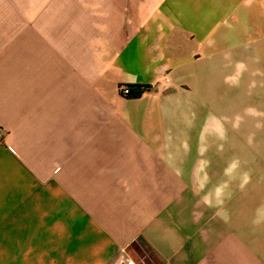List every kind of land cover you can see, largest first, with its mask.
Here are the masks:
<instances>
[{
    "label": "crops",
    "instance_id": "obj_1",
    "mask_svg": "<svg viewBox=\"0 0 264 264\" xmlns=\"http://www.w3.org/2000/svg\"><path fill=\"white\" fill-rule=\"evenodd\" d=\"M227 51L260 67L264 0H0V264H264L263 185L211 159Z\"/></svg>",
    "mask_w": 264,
    "mask_h": 264
},
{
    "label": "rangeland",
    "instance_id": "obj_2",
    "mask_svg": "<svg viewBox=\"0 0 264 264\" xmlns=\"http://www.w3.org/2000/svg\"><path fill=\"white\" fill-rule=\"evenodd\" d=\"M225 55V82L215 87L220 98L209 102L210 123L214 127H211V137L219 135L220 142L225 141V147L221 149V155L211 159L223 156L225 159H242V188L250 187L254 181L264 187V178H261L264 172V111L263 102L258 99L264 92V52L259 54L260 67L252 70L242 67V78L240 80L238 75L236 82L234 53L227 51ZM208 154L213 156L215 151L209 148ZM233 166V163L226 164L227 172L230 168L232 171ZM135 258L138 264L150 261L144 251Z\"/></svg>",
    "mask_w": 264,
    "mask_h": 264
},
{
    "label": "trees",
    "instance_id": "obj_3",
    "mask_svg": "<svg viewBox=\"0 0 264 264\" xmlns=\"http://www.w3.org/2000/svg\"><path fill=\"white\" fill-rule=\"evenodd\" d=\"M129 89V94L126 96L127 98H138L142 94L148 92L151 87L149 85H124Z\"/></svg>",
    "mask_w": 264,
    "mask_h": 264
},
{
    "label": "built area",
    "instance_id": "obj_4",
    "mask_svg": "<svg viewBox=\"0 0 264 264\" xmlns=\"http://www.w3.org/2000/svg\"><path fill=\"white\" fill-rule=\"evenodd\" d=\"M120 93L123 96H127L129 94V89L125 86H122L120 87ZM0 135H1V132H0ZM112 264H134V262L131 259H128L124 256H120Z\"/></svg>",
    "mask_w": 264,
    "mask_h": 264
}]
</instances>
